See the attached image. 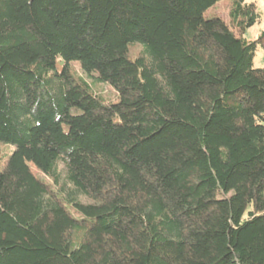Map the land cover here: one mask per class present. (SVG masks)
<instances>
[{"label":"trees","instance_id":"obj_1","mask_svg":"<svg viewBox=\"0 0 264 264\" xmlns=\"http://www.w3.org/2000/svg\"><path fill=\"white\" fill-rule=\"evenodd\" d=\"M220 1L0 0V264H264V31Z\"/></svg>","mask_w":264,"mask_h":264},{"label":"rangeland","instance_id":"obj_2","mask_svg":"<svg viewBox=\"0 0 264 264\" xmlns=\"http://www.w3.org/2000/svg\"><path fill=\"white\" fill-rule=\"evenodd\" d=\"M246 2H253L256 5L257 11L260 14V21L254 24L252 27L248 28L244 37L248 40L256 39L259 34L264 31V0H245ZM217 13L220 15L224 20H228V8L227 3L225 0L218 2L215 6L208 9L205 13V16L212 15ZM61 61L58 60L56 64L57 70L61 69ZM71 65L74 67L76 72L80 73V65L77 62H72ZM253 68H262L264 67V49L258 48L256 53L253 57L252 61ZM98 74H93L89 79L88 82L92 85L93 89L96 92L103 95L105 98L115 102L117 100L116 94L114 90L108 85L104 83L97 82Z\"/></svg>","mask_w":264,"mask_h":264}]
</instances>
